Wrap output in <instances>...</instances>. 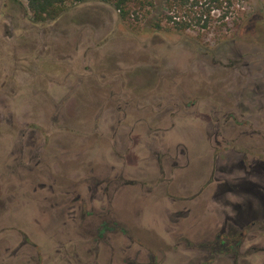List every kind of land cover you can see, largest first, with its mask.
Listing matches in <instances>:
<instances>
[{"label":"rangeland","instance_id":"1","mask_svg":"<svg viewBox=\"0 0 264 264\" xmlns=\"http://www.w3.org/2000/svg\"><path fill=\"white\" fill-rule=\"evenodd\" d=\"M197 1L199 7L179 12L168 10L164 0H139L138 4L131 3V15L123 18L113 6L89 0L67 5L58 19L42 24L32 20L25 0H0V187L18 185L21 181L16 178L29 174L19 158L23 156L22 135L30 130H35L42 151V155L32 156L33 164L76 153L98 160L113 158L109 151L113 138L104 131L114 124L109 110H117L118 105L108 104L110 99L105 94L109 92L131 94V101L140 100L144 106L140 113L135 112L138 108L131 109L123 125L138 126L133 133L124 128L122 135L126 133L127 140L151 147L142 153L149 164H155L149 151L170 152L174 142L199 154L203 144L195 142L204 140L200 130L210 123L205 116L211 115L213 120L223 116L211 114L209 105L202 109L205 116H195L185 105L205 94L209 102H225L235 94L245 107L257 104L259 97L246 98L235 83L248 80L262 84L264 78L257 69L240 67L237 74L226 65L242 55L244 66L256 62L264 69V0H234L229 10L212 11L210 29L206 30L200 28L197 19L207 0ZM227 11V18L222 20ZM173 16H180L177 21L193 27L177 31L165 19ZM163 19L161 29H157L154 25ZM156 100L159 116L149 110L155 108ZM172 102L177 110L174 116L164 109ZM252 120L264 126L263 116ZM96 122L101 127L94 129ZM141 122L145 123L142 127ZM116 141L120 142L118 138ZM91 142L97 147L91 149ZM52 148L58 152L52 154ZM24 156L26 162L28 155ZM13 170L16 175L11 174ZM153 175L157 177L155 172ZM154 207L161 213L169 204L158 199ZM20 214L0 207V233L18 224L26 227L37 249H30L24 262L68 264L57 251H61L60 256L64 252L73 256V235L37 210L22 217Z\"/></svg>","mask_w":264,"mask_h":264},{"label":"flooded vegetation","instance_id":"2","mask_svg":"<svg viewBox=\"0 0 264 264\" xmlns=\"http://www.w3.org/2000/svg\"><path fill=\"white\" fill-rule=\"evenodd\" d=\"M236 58L226 68L238 74L240 67L249 71L253 67L264 78V69L256 62L244 66L243 56ZM235 83L246 98L259 97L257 104L245 107L235 94L225 102H209L205 94L185 105L195 116H205L202 109L208 105L211 114L223 115L216 120L205 116L210 123L200 130L204 140L195 142L203 144L197 155L174 142L170 152L149 151L155 164L147 163L142 153L151 147L122 135L124 128L133 133L138 126L123 125L131 109L138 108L136 113L144 109L140 100L131 101L125 92L105 94L108 104L118 105L109 110L114 124L104 131L113 138L109 147L113 158L76 153L33 164L32 156L42 155L41 147L35 130L24 132L19 164L29 174L16 178L18 185L0 187V207L22 213L20 217L37 210L46 220L50 216L59 223L62 231L68 230L75 238L73 256L57 251L68 264H146L148 258L149 264H264V126L252 120L264 117V82ZM156 104L157 100L149 109L153 116L160 115ZM175 108L172 102L164 109L174 116ZM93 127L101 126L96 122ZM55 149L52 154L58 152ZM158 199L169 204L161 213L152 208ZM32 248L37 245L25 226L1 232L0 264H27Z\"/></svg>","mask_w":264,"mask_h":264},{"label":"trees","instance_id":"3","mask_svg":"<svg viewBox=\"0 0 264 264\" xmlns=\"http://www.w3.org/2000/svg\"><path fill=\"white\" fill-rule=\"evenodd\" d=\"M28 3L29 11L32 15V20L35 23H46L58 19L66 10L67 5H78L85 3L89 0H25ZM102 3L113 6L120 14L121 17L127 18L131 15L130 5L131 3H139V0H100ZM168 10L189 11L199 7L200 2L197 0H164ZM234 4V0H207L204 5L205 9L201 12V17L197 19V24L201 29H210L211 13L212 11H225L229 10ZM193 13V12H192ZM195 13V12H194ZM227 13L222 17V20L227 18ZM180 16L165 17L168 23L173 24V28L177 31H187L193 26L188 22H180L177 19ZM202 17H205L203 21ZM162 21L159 20L154 26L157 29H161ZM204 22L201 25V22Z\"/></svg>","mask_w":264,"mask_h":264}]
</instances>
